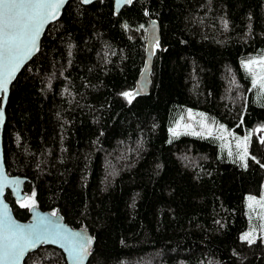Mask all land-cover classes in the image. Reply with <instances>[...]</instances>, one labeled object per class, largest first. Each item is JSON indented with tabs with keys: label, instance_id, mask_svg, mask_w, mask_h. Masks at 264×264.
Listing matches in <instances>:
<instances>
[{
	"label": "trees",
	"instance_id": "obj_1",
	"mask_svg": "<svg viewBox=\"0 0 264 264\" xmlns=\"http://www.w3.org/2000/svg\"><path fill=\"white\" fill-rule=\"evenodd\" d=\"M150 17L161 24L151 90L129 103ZM263 55L264 0H133L119 12L70 0L11 86L5 160L28 178L23 200L6 195L15 215L27 220L34 201L89 229L87 264H264L263 237H241L262 140L244 165L198 122L183 127L191 109L237 134L264 124ZM24 264L68 263L43 244Z\"/></svg>",
	"mask_w": 264,
	"mask_h": 264
},
{
	"label": "snow or ice",
	"instance_id": "obj_2",
	"mask_svg": "<svg viewBox=\"0 0 264 264\" xmlns=\"http://www.w3.org/2000/svg\"><path fill=\"white\" fill-rule=\"evenodd\" d=\"M64 2L65 0H0V93L7 92V84L15 71L38 50L37 42L45 22L56 17ZM83 2L88 4L91 0ZM131 2L132 0H127V3ZM261 87L264 88V84ZM123 95L129 103L134 99L130 92ZM2 117L3 113L0 111V120ZM21 206L29 207L27 204ZM31 206L35 207L34 201ZM52 215L55 216L56 213ZM249 236L250 234H245L242 238L251 243L253 241ZM46 241L66 247L76 264H83L92 243L89 237L61 230L45 218H39L36 225L24 228L12 223L6 215L0 217V264H18L30 248Z\"/></svg>",
	"mask_w": 264,
	"mask_h": 264
},
{
	"label": "water",
	"instance_id": "obj_3",
	"mask_svg": "<svg viewBox=\"0 0 264 264\" xmlns=\"http://www.w3.org/2000/svg\"><path fill=\"white\" fill-rule=\"evenodd\" d=\"M70 0H65V2L62 4L60 9L58 10V13L54 19H49L45 22L42 30L41 35L38 38V50L34 51L33 54L26 60H24L20 67L15 71L14 75L12 76L11 80L7 84V92L6 93H0V111L3 113L2 120H0V217H4L5 215L10 218L11 222L15 225L22 226L24 228H27L32 225H36L39 218H45L48 221H51L53 225L57 226L61 230H67L69 233H80L82 235H85L89 237L92 240L90 247L89 254L86 256V258L83 260V264H87L89 261V258L92 253V248L95 244V237L94 235L89 231V229L84 227H75L69 224L67 221H65L64 217L56 212V215H52L54 212H50L48 210H43L37 205L35 207H30V216L27 220L19 219L12 207L8 199L6 198V195L8 191L11 192L12 196L16 200H23L25 198V183L27 181V177L20 174H10L7 169L6 160H5V148H4V127L7 120V104L11 93V86L13 82L16 80L22 69L25 67V65L33 58V56L38 53V51L41 48V41L45 34V31L47 27L57 19H59L63 13V10L67 3ZM83 1V0H82ZM96 0H91V2ZM133 1V0H132ZM84 3V2H83ZM132 3V2H131ZM127 0H114V7L115 11L119 12L124 6H126ZM161 39V24L158 19L150 17L148 20V26H147V36H146V49H145V60L144 65L141 70V72L138 75L136 85L134 90L132 91L133 95H146L150 93L151 85H152V77L151 72L153 68V62H154V55H155V47L156 44ZM53 245L61 249L65 255V258L67 260L68 264H76V261L73 259V256L69 253L68 249L66 247H62L60 243H54L52 241H46L37 244L35 247L30 248L24 256L19 260L18 264H24L25 259L27 255L33 251L36 250L41 245Z\"/></svg>",
	"mask_w": 264,
	"mask_h": 264
},
{
	"label": "rangeland",
	"instance_id": "obj_4",
	"mask_svg": "<svg viewBox=\"0 0 264 264\" xmlns=\"http://www.w3.org/2000/svg\"><path fill=\"white\" fill-rule=\"evenodd\" d=\"M260 57H256L255 61L259 59L257 60L259 61L257 66L264 67V63H262L264 61V55ZM262 84H264V80H260V85ZM263 89L262 87L260 88V97L264 95ZM189 113L187 123L183 127L187 130H197L200 129L196 123L198 122L202 130L212 132L213 135L220 138L221 144L230 152L231 159L233 160L237 156L242 164H247L248 155L251 154L250 147L253 146L252 139L254 134L262 140L263 145L260 149H264V124H260L244 134H237L233 130L228 129L224 124L209 121L207 114L203 111L191 109ZM257 147L258 145H256V149ZM261 157L263 158V154ZM246 213L249 219V227L242 233L241 237H244L245 234H250V240L256 239L260 235L264 239V181L260 194L250 193L246 196Z\"/></svg>",
	"mask_w": 264,
	"mask_h": 264
},
{
	"label": "bare ground",
	"instance_id": "obj_5",
	"mask_svg": "<svg viewBox=\"0 0 264 264\" xmlns=\"http://www.w3.org/2000/svg\"><path fill=\"white\" fill-rule=\"evenodd\" d=\"M157 45V44H156ZM132 93V92H131ZM95 237V236H94ZM96 240V239H95Z\"/></svg>",
	"mask_w": 264,
	"mask_h": 264
}]
</instances>
